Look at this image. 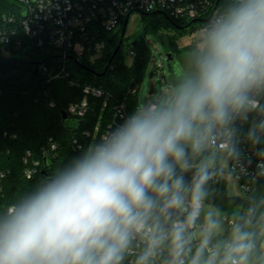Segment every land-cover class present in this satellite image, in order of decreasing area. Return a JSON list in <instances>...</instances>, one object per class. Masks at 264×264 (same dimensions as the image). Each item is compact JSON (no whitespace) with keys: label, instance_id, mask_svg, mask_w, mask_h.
I'll return each mask as SVG.
<instances>
[{"label":"clouds","instance_id":"9594fccd","mask_svg":"<svg viewBox=\"0 0 264 264\" xmlns=\"http://www.w3.org/2000/svg\"><path fill=\"white\" fill-rule=\"evenodd\" d=\"M237 121L264 143V0H224L160 92L0 210V264H264V197L208 202Z\"/></svg>","mask_w":264,"mask_h":264},{"label":"trees","instance_id":"16d2710c","mask_svg":"<svg viewBox=\"0 0 264 264\" xmlns=\"http://www.w3.org/2000/svg\"><path fill=\"white\" fill-rule=\"evenodd\" d=\"M219 3L224 5V0H219ZM9 15L18 16V3L16 0H0V21L3 22L4 16ZM142 17L146 32L159 34L161 30L172 31L166 35L165 43L167 52H171L177 62L184 54V49L178 48V39L186 30L199 28L198 24L190 25L189 22L173 19L167 13H146ZM123 27L124 23L117 32L103 34L105 51L99 59L92 61L86 56L69 62L68 69L76 85H70L65 79L49 81L47 74L36 72L38 64L45 62L49 65L50 61L49 57L34 52V48L32 52L21 54L12 51L10 56H4L1 53L4 45L0 44V210L35 187L43 175L53 172L67 158L75 155L80 145H87L99 137L100 133L97 138H93L92 134L103 113L102 99H90L93 110L82 119H73L68 115L70 122L79 123L76 131L65 127L63 122L62 112H66L69 104L83 100L84 85L92 84L109 95L104 112L106 119H109L117 103H125L128 112L138 100L139 88L152 62V53L144 35H136L133 40L126 34L122 37ZM122 39L121 50L115 55ZM125 44L130 52H134L130 63L122 52ZM135 87L137 93H132ZM252 119L249 117V121ZM236 127L237 135L246 140L248 123L237 121ZM85 131L91 135H86ZM53 143L56 145L54 151L51 149ZM258 146L264 148V143ZM44 150L48 151V155H44ZM28 151L31 156L25 163ZM35 160H39L41 165L37 173L29 178L27 169ZM209 188L208 202L229 215L246 208L254 199L264 197L262 179L255 183L251 201L232 196L228 181L223 176L210 181Z\"/></svg>","mask_w":264,"mask_h":264},{"label":"built area","instance_id":"2783aa9c","mask_svg":"<svg viewBox=\"0 0 264 264\" xmlns=\"http://www.w3.org/2000/svg\"><path fill=\"white\" fill-rule=\"evenodd\" d=\"M18 16H4L0 21L1 53L10 56L11 53L40 52V56L49 57V65L38 64V71L47 74L52 79H65L70 85H76L68 69L69 62L86 56L92 61L102 57L105 51L104 33L117 32L134 13H167L171 18L189 22L190 25H203L214 13L219 12L224 5L219 0H16ZM129 23V22H128ZM38 55V54H37ZM131 57L133 51H129ZM84 98L81 102L71 103L66 109L73 119H82L92 111L91 100L102 99L103 112L97 122L93 138L103 134L114 123L120 122L121 116L127 112L125 103L114 105L109 119L104 114L108 107L109 95L103 89L92 84L83 86ZM137 93V88L131 90ZM108 120V121H107ZM102 128V132L101 131ZM85 134L90 136L89 131ZM236 144L240 156L230 160L229 173L234 177L243 197L251 201V192L258 182L264 180V173H259L257 151L245 139L237 135ZM52 151L56 145H51ZM44 155L48 151L44 150ZM31 156L27 152L24 162ZM47 159V158H46ZM247 163L254 165L250 168ZM41 163L35 160L27 169V176L37 173ZM264 168V164H260ZM226 213V212H225Z\"/></svg>","mask_w":264,"mask_h":264},{"label":"rangeland","instance_id":"374dc122","mask_svg":"<svg viewBox=\"0 0 264 264\" xmlns=\"http://www.w3.org/2000/svg\"><path fill=\"white\" fill-rule=\"evenodd\" d=\"M200 27L201 25H199V28ZM197 29L186 30L181 35L177 42L179 49H184V46L191 39V36L196 35ZM171 32L172 31L167 30H161L159 34L146 32L144 30L143 17L140 13H134L129 20L126 30V37L133 40L136 35H144V39L152 53V62L150 64V68L147 71L144 82L139 88L138 99L142 96L148 97L149 99L152 98L153 94L160 92L161 89L170 81L173 74L179 70L181 58H179L178 62L176 63V61H169L167 57V46L165 39L166 35L170 34ZM122 50L123 54L127 57L128 63H130L132 61V57L129 55L128 45L125 44ZM229 169L230 161L228 163V167L222 175L223 178L228 181L229 193L232 196H241L242 191L238 187L234 177L229 173Z\"/></svg>","mask_w":264,"mask_h":264},{"label":"water","instance_id":"95a60500","mask_svg":"<svg viewBox=\"0 0 264 264\" xmlns=\"http://www.w3.org/2000/svg\"><path fill=\"white\" fill-rule=\"evenodd\" d=\"M128 22H129V17H127V19L125 21V24H124V27H123V30H122V37H124L125 34H126V30H127V27H128ZM122 43H123V39L121 40L120 45L117 47V49H116V51L114 53L115 55L121 50ZM167 57H168L169 61H176V63H177L176 58L173 57V54L171 52H167ZM36 72H38V68L36 69ZM62 118H63V122L65 124V127L73 129L72 131H76L77 130V127H78L79 123L70 122L67 112H65V111L62 112ZM247 165L250 168H254V165H251L249 163H247Z\"/></svg>","mask_w":264,"mask_h":264}]
</instances>
